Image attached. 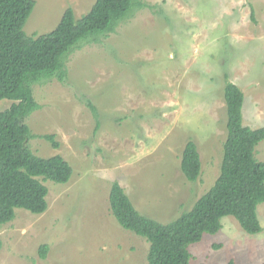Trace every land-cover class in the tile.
Here are the masks:
<instances>
[{"label": "rangeland", "instance_id": "rangeland-1", "mask_svg": "<svg viewBox=\"0 0 264 264\" xmlns=\"http://www.w3.org/2000/svg\"><path fill=\"white\" fill-rule=\"evenodd\" d=\"M95 1L35 0L24 30L46 34L68 7L80 18ZM140 1L147 6L115 32L70 55L64 81L33 87L41 108L25 119L37 134L28 145L42 157L61 154L73 172L66 183L44 181L45 212L17 208L13 220L0 224V264H148L150 242L111 211L113 182L142 213L168 222L191 209L220 174L228 79L244 92V124L264 125V0ZM12 102L0 100V112ZM47 133L59 148L40 136ZM191 139L201 155L196 181L180 169ZM256 156L264 160V140ZM258 214L257 234L225 216L218 233L190 245V264L264 262V203Z\"/></svg>", "mask_w": 264, "mask_h": 264}, {"label": "trees", "instance_id": "trees-1", "mask_svg": "<svg viewBox=\"0 0 264 264\" xmlns=\"http://www.w3.org/2000/svg\"><path fill=\"white\" fill-rule=\"evenodd\" d=\"M35 4V0H0V100H13L0 112V224L13 220L17 208L45 212L49 189L44 181L66 183L73 172L61 154L42 157L28 145L37 134L25 119L41 108L33 87L54 78L64 81L69 57L77 48L101 42L137 8L147 6L140 0H96L80 18L68 7L52 31L29 36L24 26ZM224 95L227 137L220 174L191 209L161 222L142 213L118 180L111 186L110 208L119 224L150 242L148 264H190V245L201 241L206 233H218L225 216H234L248 233L263 230L258 206L264 203V160L256 158V147L264 140V125L252 128L244 124L245 95L236 83L228 79ZM89 106L99 126L98 109L92 102ZM40 136L59 148L55 134ZM180 169L190 181L202 173L201 155L192 139L185 144ZM2 246L0 237V250ZM47 251L48 245H41V257ZM225 264L237 262L231 259Z\"/></svg>", "mask_w": 264, "mask_h": 264}]
</instances>
